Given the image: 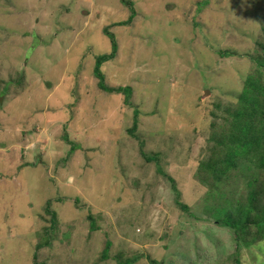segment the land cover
Returning <instances> with one entry per match:
<instances>
[{"label": "rangeland", "instance_id": "rangeland-1", "mask_svg": "<svg viewBox=\"0 0 264 264\" xmlns=\"http://www.w3.org/2000/svg\"><path fill=\"white\" fill-rule=\"evenodd\" d=\"M125 1L0 0V264H236L200 163L254 70L264 0ZM240 259L264 264V244Z\"/></svg>", "mask_w": 264, "mask_h": 264}, {"label": "trees", "instance_id": "trees-1", "mask_svg": "<svg viewBox=\"0 0 264 264\" xmlns=\"http://www.w3.org/2000/svg\"><path fill=\"white\" fill-rule=\"evenodd\" d=\"M132 13L135 15V11ZM133 19L134 16H131L128 23ZM105 33L109 35L107 29ZM109 39L114 42L113 48L117 49L115 39L111 36ZM221 55L235 56L232 52H221ZM113 56H100L97 60L99 66L95 74L101 80L99 86L103 90L109 88L104 84L100 68ZM250 59L255 67L244 83L238 104L228 111L225 123L211 134L209 144L214 146L209 148L210 157L200 163L201 181L208 188L206 201L210 206L207 209L211 207V214L208 212V215L215 217L219 213L226 218L221 226L235 237L236 249L230 256L234 257L236 264H242L240 256L247 249L264 244V25ZM116 91L123 94L121 88ZM137 123L135 129L130 130L132 134L137 130ZM182 208L187 207L182 205ZM90 220L96 230V220L92 216ZM50 223V229L43 231L37 251L49 246L58 237L59 220L56 215ZM111 247L112 243H108L102 252L103 262L109 260ZM205 255L206 262L218 261L213 254ZM116 258H119V264H134L137 261L121 252Z\"/></svg>", "mask_w": 264, "mask_h": 264}, {"label": "water", "instance_id": "water-1", "mask_svg": "<svg viewBox=\"0 0 264 264\" xmlns=\"http://www.w3.org/2000/svg\"><path fill=\"white\" fill-rule=\"evenodd\" d=\"M210 92H211V91H208L207 94L210 93ZM205 98H206V97H205ZM205 98H204V99H205Z\"/></svg>", "mask_w": 264, "mask_h": 264}, {"label": "crops", "instance_id": "crops-1", "mask_svg": "<svg viewBox=\"0 0 264 264\" xmlns=\"http://www.w3.org/2000/svg\"><path fill=\"white\" fill-rule=\"evenodd\" d=\"M44 135L46 136V134H45V133H44ZM44 135H43V136H44ZM49 140H50V139H49Z\"/></svg>", "mask_w": 264, "mask_h": 264}]
</instances>
